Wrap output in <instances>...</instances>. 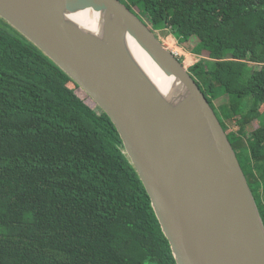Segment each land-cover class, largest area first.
I'll return each instance as SVG.
<instances>
[{"label":"trees","instance_id":"1","mask_svg":"<svg viewBox=\"0 0 264 264\" xmlns=\"http://www.w3.org/2000/svg\"><path fill=\"white\" fill-rule=\"evenodd\" d=\"M119 1L194 41L185 67L264 223V0ZM0 264H176L113 122L1 18Z\"/></svg>","mask_w":264,"mask_h":264},{"label":"water","instance_id":"2","mask_svg":"<svg viewBox=\"0 0 264 264\" xmlns=\"http://www.w3.org/2000/svg\"><path fill=\"white\" fill-rule=\"evenodd\" d=\"M0 18L113 122L176 264H264V223L226 132L140 18L119 0H0Z\"/></svg>","mask_w":264,"mask_h":264},{"label":"rangeland","instance_id":"3","mask_svg":"<svg viewBox=\"0 0 264 264\" xmlns=\"http://www.w3.org/2000/svg\"><path fill=\"white\" fill-rule=\"evenodd\" d=\"M136 13L139 15L140 19L142 20V22L148 26V22L146 21L147 20V17L142 15L141 12H139L138 10H136ZM152 32L162 41V43L168 48V49H173V47H181L183 50V52H185V54L188 55V52L185 47L186 46H189V48H187L188 50L195 44L194 41H191L190 43H188L187 45L185 44H181L179 42L176 41V35H171L170 31L169 30H163V31H160V30H152ZM175 49V48H174ZM188 52V53H186ZM178 59H180V61L182 63H184L185 66L188 67V65L190 64H193L192 63V59L189 58V56H187L186 58H184V56H181L179 57ZM221 103V101H216L215 102V105L216 106H219V104ZM255 124L252 123L249 127H248V130H251L252 128H254Z\"/></svg>","mask_w":264,"mask_h":264},{"label":"bare ground","instance_id":"4","mask_svg":"<svg viewBox=\"0 0 264 264\" xmlns=\"http://www.w3.org/2000/svg\"><path fill=\"white\" fill-rule=\"evenodd\" d=\"M81 18H82V16H81ZM137 55H138V58L140 59V61L144 64V66L146 67V69L152 75V77L157 82H162V75L159 72V70L156 67V65L150 60V58L145 53H143L142 51H140L139 49H138Z\"/></svg>","mask_w":264,"mask_h":264},{"label":"built area","instance_id":"5","mask_svg":"<svg viewBox=\"0 0 264 264\" xmlns=\"http://www.w3.org/2000/svg\"><path fill=\"white\" fill-rule=\"evenodd\" d=\"M175 48V49H174ZM170 51L173 53V55L176 57V58H179L181 56H184V58H186L187 56H189L190 54L188 53L185 54V52H183L184 50L181 48V47H173V49L171 48ZM187 53V52H186Z\"/></svg>","mask_w":264,"mask_h":264}]
</instances>
